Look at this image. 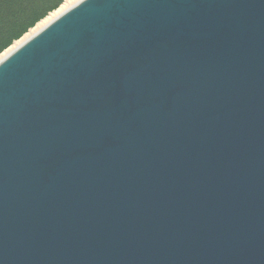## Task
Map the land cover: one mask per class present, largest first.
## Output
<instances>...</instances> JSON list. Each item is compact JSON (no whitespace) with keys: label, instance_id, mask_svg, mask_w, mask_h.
Listing matches in <instances>:
<instances>
[{"label":"water","instance_id":"obj_1","mask_svg":"<svg viewBox=\"0 0 264 264\" xmlns=\"http://www.w3.org/2000/svg\"><path fill=\"white\" fill-rule=\"evenodd\" d=\"M0 264H264V0H82L0 62Z\"/></svg>","mask_w":264,"mask_h":264},{"label":"trees","instance_id":"obj_2","mask_svg":"<svg viewBox=\"0 0 264 264\" xmlns=\"http://www.w3.org/2000/svg\"><path fill=\"white\" fill-rule=\"evenodd\" d=\"M64 0H0V53Z\"/></svg>","mask_w":264,"mask_h":264},{"label":"bare ground","instance_id":"obj_3","mask_svg":"<svg viewBox=\"0 0 264 264\" xmlns=\"http://www.w3.org/2000/svg\"><path fill=\"white\" fill-rule=\"evenodd\" d=\"M82 0H64L62 4L57 7L54 11L50 12L44 19L38 22L33 28L28 30L26 34H24L20 39L15 41L12 45H10L7 49L0 53V62L6 59L9 55H11L18 47L36 35L39 31L45 28L52 21L57 19L59 16L64 14L66 11L70 10L72 7L80 3Z\"/></svg>","mask_w":264,"mask_h":264},{"label":"rangeland","instance_id":"obj_4","mask_svg":"<svg viewBox=\"0 0 264 264\" xmlns=\"http://www.w3.org/2000/svg\"><path fill=\"white\" fill-rule=\"evenodd\" d=\"M48 14H49V13H48ZM44 18H45V17H44ZM44 18H43V19H44ZM40 21H41V20H40ZM40 21H39V22H40ZM37 23H38V22H37ZM37 23H36V24H37ZM36 24H35V25H36ZM35 25H34V26H35ZM34 26H33V27H34ZM33 27H32V28H33ZM29 30H30V29H29ZM27 32H28V31H27ZM27 32H26V33H27ZM26 33H25V34H26ZM23 35H24V34H23ZM23 35H22V36H23ZM22 36H21V37H22ZM21 37H20V38H21ZM20 38H19V39H20ZM15 41H17V40H15ZM15 41H14V42H15ZM14 42H12V44H13ZM12 44H11V45H12Z\"/></svg>","mask_w":264,"mask_h":264}]
</instances>
